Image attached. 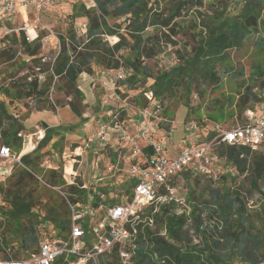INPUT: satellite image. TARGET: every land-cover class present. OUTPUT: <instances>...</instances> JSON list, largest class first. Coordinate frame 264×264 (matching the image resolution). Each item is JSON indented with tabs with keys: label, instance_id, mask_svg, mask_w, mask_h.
<instances>
[{
	"label": "trees",
	"instance_id": "1",
	"mask_svg": "<svg viewBox=\"0 0 264 264\" xmlns=\"http://www.w3.org/2000/svg\"><path fill=\"white\" fill-rule=\"evenodd\" d=\"M92 1L96 4L95 8H88L84 4L72 6L71 19L83 18L87 21L86 39L78 37L74 27L70 28L66 35H59L60 52L52 71L50 67L47 70L45 80L34 77L28 81L27 77L22 78L20 82L13 84V92L9 89L3 90L4 95L18 103L28 99L42 101L47 97L56 77L60 83L65 82V94L71 97L67 105L76 117L82 118L83 114L79 110L78 102L84 101V94L78 87L79 77L82 74L94 75L93 66L104 70H116L122 63L132 71V75L128 80L119 83L123 85L135 84L136 81L145 83L143 92L138 94L139 96L132 97L131 101L134 103L129 104L130 106L147 107L145 94L148 92H153L155 99L164 105L167 96L174 91L183 90L184 106L188 107L195 86L204 87L206 82L220 86L221 79L214 71V65L224 62L228 51L240 48L247 38L258 32L261 19L260 13L251 5L250 7L247 5L239 14L218 19L210 28L208 40L202 45H193L189 52L187 48L183 50L179 47L175 50L177 64L170 70L161 71L154 78L145 68V62L157 60L164 53L167 45L173 48L180 45V41L174 39L179 37L182 30L178 21L184 14L200 12L204 8V0H170L161 12L147 7L143 0ZM253 2L257 3L258 0ZM109 20H124L125 27L122 28V24L117 22L111 25ZM149 28L157 34L146 37L145 33ZM107 36H116L119 41L111 46L106 39ZM12 40L19 41L25 54L33 59L41 48L40 40L28 43L23 32L19 40L15 36ZM125 50L128 51L127 56L130 58L121 56ZM15 55L16 52L10 59ZM21 63L22 67L27 65L25 61ZM226 73H229V70ZM256 74L264 77V69L258 70ZM149 79L152 80L147 85ZM127 95L130 100L131 97ZM252 101L259 102L254 89L249 88L247 94L236 103L238 113H242ZM127 111L130 115L135 113L134 109ZM122 115L123 118L126 117V113ZM212 119L216 121L214 125L219 124L218 118ZM23 130L25 126L13 118L4 103L0 102V131L3 143L17 153L22 150V137L19 134ZM54 133H56L55 128L49 126L45 128V136L38 147L21 158L24 167L14 175L16 180L12 177L14 182L11 181L9 187L2 190L3 200L8 204L7 208L0 206V259L3 261L25 259L30 253L35 252L43 237L40 227L44 223L58 231L60 236H66L70 231V214L65 198L62 199V204L48 202L45 205L44 218L32 212V209L40 203L41 195L36 188L30 187L34 181L31 172L38 170L42 157L41 150L51 142ZM220 154L221 157H227L229 160L225 168L226 174L223 176L225 180L228 174L233 178V172L230 170H234L238 175L248 174L254 187L264 180V153L251 152L248 148L223 146ZM110 157L116 162V153H111ZM184 175L187 180L199 176ZM44 177L53 187H67L66 194L74 203L82 201L87 194L86 189L83 188L84 183L79 178L75 180L74 185H67L62 171L50 170ZM129 184L131 190L128 191L130 195L128 201H131L132 181L129 180ZM98 193L95 195L94 207H98L101 202ZM211 194L212 203L198 204L192 211L196 234L204 237L201 246L193 244L191 234L185 229L188 222L186 215L176 216L172 213V203L159 206L158 209L156 206L148 207L147 216L153 218L154 226L164 235H160V231H155L154 234L151 229H146L140 234L135 254L136 264H230L235 255L240 256L246 264L263 263L264 256L260 252L262 237H254L247 231H238L239 228L244 227L248 219L245 202L237 196V193L232 192L231 188L217 190ZM107 201L117 204L122 203L123 199L117 196ZM62 208L66 209L65 212H62ZM196 211L200 212L199 216H196ZM204 215H207L208 221L217 216L220 222L217 225L208 224L203 230ZM235 216L240 217L237 224L232 220ZM250 227L253 228L251 225ZM117 260L115 252L112 261L117 262Z\"/></svg>",
	"mask_w": 264,
	"mask_h": 264
},
{
	"label": "rangeland",
	"instance_id": "2",
	"mask_svg": "<svg viewBox=\"0 0 264 264\" xmlns=\"http://www.w3.org/2000/svg\"><path fill=\"white\" fill-rule=\"evenodd\" d=\"M143 1L147 7L160 12L170 3V0ZM74 4H84L88 8H94L92 0H58L40 15L39 20H36L34 15H30L28 24L30 28H35L38 34V39L35 41L40 40L41 44L35 59L25 54L24 48L19 41L15 42L12 40L14 36L19 40L22 32L26 37V32L24 31L13 34L0 44V102L4 103L8 113L13 118L25 126V130L20 133L22 134V150L20 154L30 144H32L33 149L24 153L23 156L33 152L38 147L40 142L38 133L44 131L46 127H53L56 130L51 142L41 150L42 157L39 161L38 170L32 172L34 181L30 187L36 188L41 195L40 203L32 209V212L40 216V218L46 216L45 205L48 202L62 204V199L65 195L67 196L66 192L68 191L65 186L53 187L49 185L44 175L50 170L62 171L63 178L66 184L69 185L70 181L65 179L67 165H70L71 168L73 166L74 172L78 171L81 174L79 179L85 183L86 188L84 189L87 192L82 200L86 201L88 196L86 208L92 216H98L101 213L93 210L97 192L100 195H104L105 198L119 196L123 200H128L130 197L128 191L131 190V187L126 172L108 174L105 168L107 163L118 165V167H122V164L111 161L112 159L108 154L111 150L110 147L102 150L103 148H100V146L90 144L87 141V132H85V129L88 131L90 126L95 129L100 120L109 121L108 116L105 117V114L107 113L108 115L110 110H107L103 104L106 94L98 81L102 77L104 69L93 66L94 75L85 74L84 77H79L78 87L84 94V101L78 102L79 110L83 114L82 118L76 117L67 105L71 97H67L65 94V82L60 83L56 77L52 82L47 97L42 101L28 99L18 103L11 101L10 97L3 94L5 89L13 92V84L20 82L22 78L27 77L28 81L34 77H38L42 81L45 80L49 66H51L54 57L60 52L59 35H66L68 30L74 27L78 37L86 39V35L78 34V29H80L81 24L87 23V21L83 18L71 19L72 6ZM247 5L249 7L250 5L254 6L260 13L259 29L258 32L247 38L240 48L228 51L224 62L214 65V71L219 74L221 79L220 86H214L208 82H206L204 87L195 86L188 107L184 106L183 98L185 93L183 90L174 91L164 101V115L169 119L175 120L178 129L181 128V124L184 122H195L197 124L196 137L199 142L207 141L212 136L215 129L214 122H216L212 119L213 117L219 119L217 121L219 124L217 125L225 129L231 128L244 122V112L246 110H258L264 104V77L256 74L258 70L264 69V0H258L257 3L253 2V0H204V8L200 12L184 14L178 21L182 30L179 37L174 39L179 40L180 45L175 48L167 45L163 51L164 53L157 60L145 62V68L154 78L161 71L170 70L178 62L175 50L180 47L183 50L187 48L189 52L193 45H202L204 41L208 40L211 32L210 28L214 25V22L227 15L239 14ZM123 21L109 20V23L112 25L117 22L122 24V28H124L125 24ZM24 23L19 17L15 28L23 26ZM123 32L124 30L121 31V33ZM154 34H157L156 31L149 28L146 30L145 36ZM106 39L111 46L119 41L116 36H107ZM14 52H16V55L13 59H10ZM127 54L128 51L125 50L121 53V56L130 58ZM43 58L47 60L43 61ZM23 61L27 65L22 67L21 62ZM227 70H229V73H226ZM125 71L126 79L124 81L128 80L130 75H132V71L126 67ZM90 77L92 79H89ZM150 80L152 79H149L147 85L151 82ZM144 84V81H136L135 84L126 83L125 85L119 83L117 93L124 102L132 105L134 103L131 101L132 97L139 96L138 94L143 92ZM249 88L254 89L259 102H250L242 113H238L236 103L244 94H247ZM127 94L131 97L130 100ZM118 105L122 106V103ZM166 128V126L161 125V129L167 131ZM173 141H168L167 144L172 145ZM76 146L82 147V150L78 151V153L75 150ZM221 148L216 150L219 160L215 164L213 174L190 177V180L183 176L182 180L177 182L178 190L173 202H171L172 213L176 216L186 215L188 222L185 229L191 234L193 244L201 246L204 237L197 235L193 227L192 211L194 206L205 202L212 203V192L231 188V191L237 193V196H240L245 202L247 210L248 219L244 227L239 228L238 231H247L254 237L261 236L260 252L264 256V180L258 182L257 187H254L248 174L238 175L234 170H230L233 172V178H230L231 175L228 174V178L225 180L223 176L226 174L225 168L229 164V160L227 157L220 156ZM259 152L264 153V144ZM78 154H81L82 157ZM167 155L170 156L169 154ZM20 169L21 167L16 165L14 174L2 184L3 187L0 186V206L8 207L7 202L3 200L2 190L8 188L11 181L14 182L13 180H16L14 175ZM125 169L127 170L128 166ZM221 172L224 174H221ZM82 175H84V178ZM98 178H100V181L97 182ZM125 183L127 184L126 186L124 185ZM101 189L105 191H100ZM105 204L110 205L111 202L107 201ZM61 210L65 212L66 209L62 208ZM199 215L200 212L196 211V216ZM206 216L204 215L203 230L208 224L217 225L220 222V218L217 216H214L211 221H208ZM239 219L240 217L238 216L232 218L236 224ZM141 225H144L145 230L151 229L154 234L155 231H160L155 226H148L146 220H142ZM219 229L221 230V227ZM160 232V235H164L162 231ZM104 263L119 264V261L117 260L116 262L110 259L109 261L104 260ZM230 264L246 263L241 260L240 256L235 255ZM261 264H264V262Z\"/></svg>",
	"mask_w": 264,
	"mask_h": 264
},
{
	"label": "built area",
	"instance_id": "3",
	"mask_svg": "<svg viewBox=\"0 0 264 264\" xmlns=\"http://www.w3.org/2000/svg\"><path fill=\"white\" fill-rule=\"evenodd\" d=\"M54 2L55 0H0V44L20 31L26 32L28 43H33L38 39V34L35 28H30L28 24L30 15L39 20L40 15L52 7ZM93 7H96L94 2ZM19 17L25 23L15 28ZM78 34L87 35V23L81 24ZM58 54L49 66L51 71ZM46 60L43 58V61ZM124 79L126 71L122 63L116 70L102 72L98 81L106 94L103 104L110 110L107 115L109 121L100 120L96 129L90 126L85 132L87 141L100 148L109 145L112 136H115L119 144L112 148L118 154L117 164H122V167L107 163L105 168L108 174L126 172L128 180L133 183L132 200L107 205L105 203L109 198L99 194L101 202L98 207L93 206V210L101 213L92 216L86 208L88 196L86 201L74 203L65 195L71 221L69 233L60 236L49 224L41 225L43 237L35 252L21 260L0 259V264H101L104 260H112L115 252L120 264H136L138 239L145 231L141 222L146 220L148 226H154L153 218L147 216L148 207L156 206L158 209L159 206L173 202L178 190L177 182L182 180L184 174H213L215 164L219 160L216 154L219 148L232 146L259 152L264 144L263 104L258 110H246L242 124L227 129L215 125L212 136L204 142H199L196 137L198 126L195 122L182 123L196 141L186 140L179 150L177 146H173L171 155L168 156L169 149L163 140L157 138L156 133L163 130L161 125H164L167 131H163L171 138L178 131L176 121L164 115V106L155 99L153 92L145 94L148 101L145 108L132 107L124 102L117 93L118 84ZM119 103H122V106H119ZM129 109H134L135 113L130 115L127 111ZM124 113L125 118L122 115ZM19 136L22 137V134ZM44 136L45 130L39 132V141ZM23 154L4 144L0 131V185L13 175L16 165L24 167L21 163ZM78 155L82 157L81 154ZM70 177H75L74 169ZM74 184V180L69 182V185Z\"/></svg>",
	"mask_w": 264,
	"mask_h": 264
},
{
	"label": "crops",
	"instance_id": "4",
	"mask_svg": "<svg viewBox=\"0 0 264 264\" xmlns=\"http://www.w3.org/2000/svg\"><path fill=\"white\" fill-rule=\"evenodd\" d=\"M56 1H58V0H55V2ZM85 76V74H82L81 75V77H84ZM89 79H92L91 77L89 78ZM106 115H107V113H106ZM96 129V128H95ZM156 136H157V138H159L160 140H163L164 141V143H165V145H166V147L169 149V155H171V148L173 147V146H177V149L179 150V149H182V147H183V144L186 142V140H195V138L194 137H192V136H190L189 134H188V132L185 130V128L183 127V125L181 124V128L180 129H178V131H177V133H175L171 138H169L168 136H167V134L163 131V130H160V131H158L157 133H156ZM171 140H174L173 142V144L172 145H168L167 144V142L168 141H171ZM196 141V140H195ZM119 143L117 142V139L115 138V136H112V138H111V141L109 142V145H107L106 147H110V149L112 150H110V153H108L109 154V156H110V154L111 153H113V154H117V152H115V150L112 148V147H114V146H116V145H118ZM112 145V146H111ZM96 147V146H95ZM105 147V148H106ZM105 148H103L102 150H105ZM33 149V146H32V144H30L29 145V147L28 148H26V149H24V151L22 152V153H27L28 151H30V150H32ZM76 151H77V153H78V151H81L82 150V147L80 146V147H77L76 149H75ZM100 152V151H99ZM117 157H118V154H117ZM112 160H113V157H110ZM110 159V160H111ZM117 159V158H116ZM111 160V161H112ZM73 174V167L71 168V166L70 165H67V167H66V169H65V179H68L69 181H72V180H76L77 178H80L81 177V174L78 172V171H76L75 172V177H70V175H72ZM82 177L84 178V175H82ZM84 185H85V183H84Z\"/></svg>",
	"mask_w": 264,
	"mask_h": 264
},
{
	"label": "bare ground",
	"instance_id": "5",
	"mask_svg": "<svg viewBox=\"0 0 264 264\" xmlns=\"http://www.w3.org/2000/svg\"><path fill=\"white\" fill-rule=\"evenodd\" d=\"M30 33L34 36V33L32 31H30Z\"/></svg>",
	"mask_w": 264,
	"mask_h": 264
}]
</instances>
